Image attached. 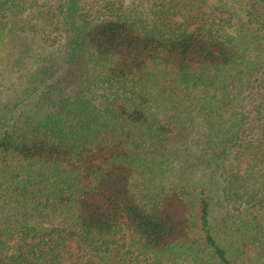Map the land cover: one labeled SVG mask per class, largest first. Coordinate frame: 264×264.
I'll return each instance as SVG.
<instances>
[{"label":"trees","instance_id":"obj_1","mask_svg":"<svg viewBox=\"0 0 264 264\" xmlns=\"http://www.w3.org/2000/svg\"><path fill=\"white\" fill-rule=\"evenodd\" d=\"M0 264H264V0H0Z\"/></svg>","mask_w":264,"mask_h":264},{"label":"rangeland","instance_id":"obj_2","mask_svg":"<svg viewBox=\"0 0 264 264\" xmlns=\"http://www.w3.org/2000/svg\"><path fill=\"white\" fill-rule=\"evenodd\" d=\"M246 164V158H244L243 160H242V165H241V168H244V165Z\"/></svg>","mask_w":264,"mask_h":264}]
</instances>
